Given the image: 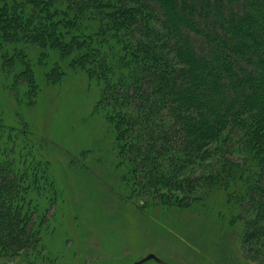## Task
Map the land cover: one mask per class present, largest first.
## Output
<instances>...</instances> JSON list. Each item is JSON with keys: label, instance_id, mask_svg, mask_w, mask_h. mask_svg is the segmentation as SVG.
<instances>
[{"label": "rangeland", "instance_id": "1", "mask_svg": "<svg viewBox=\"0 0 264 264\" xmlns=\"http://www.w3.org/2000/svg\"><path fill=\"white\" fill-rule=\"evenodd\" d=\"M155 21L160 27L164 19ZM19 48L24 54L0 57V149L12 151L16 171H26L19 188L25 205L32 204L25 232L31 238L10 247L1 232L0 264H134L151 253L159 261L143 264H264V165L245 136L231 129L179 172L165 164L171 184L159 182L144 159L120 157L107 108L100 106L104 79L69 67L70 57L57 48ZM55 65L65 74H54L52 82ZM27 67L37 80L33 94L26 79L13 88L14 73ZM180 138L147 145L171 163L179 148L189 147ZM147 147L139 151L150 153ZM29 156L44 164L36 167ZM176 175L181 184L172 183Z\"/></svg>", "mask_w": 264, "mask_h": 264}, {"label": "trees", "instance_id": "2", "mask_svg": "<svg viewBox=\"0 0 264 264\" xmlns=\"http://www.w3.org/2000/svg\"><path fill=\"white\" fill-rule=\"evenodd\" d=\"M124 1L0 0V57L24 54L22 43L46 52L57 48L64 59L70 57L69 67L104 79L100 106L107 108L120 157L144 159L159 182L169 183L165 164L178 172L195 164L190 156L217 148L231 129L245 136L264 165V0H202V6L195 0ZM59 73L65 74L63 66H53L48 80ZM33 76L30 67L19 68L13 88L26 79L33 94ZM168 136H181L189 146L179 148L171 163L147 145ZM142 145L151 152L142 154ZM8 154L0 149V233L9 238L5 244L19 247L31 238L25 232L32 204L25 205L20 194L26 171H16ZM29 158L36 167L44 164ZM174 177L172 183L181 184L180 175Z\"/></svg>", "mask_w": 264, "mask_h": 264}, {"label": "water", "instance_id": "3", "mask_svg": "<svg viewBox=\"0 0 264 264\" xmlns=\"http://www.w3.org/2000/svg\"><path fill=\"white\" fill-rule=\"evenodd\" d=\"M152 259L159 261L158 257L155 254L151 253V254L147 255L146 257H144L143 259H141L140 261H138L134 264H143V263H145L149 260H152Z\"/></svg>", "mask_w": 264, "mask_h": 264}]
</instances>
